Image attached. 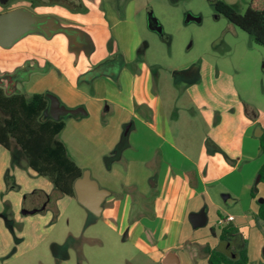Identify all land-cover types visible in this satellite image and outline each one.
I'll list each match as a JSON object with an SVG mask.
<instances>
[{"label": "rangeland", "instance_id": "374dc122", "mask_svg": "<svg viewBox=\"0 0 264 264\" xmlns=\"http://www.w3.org/2000/svg\"><path fill=\"white\" fill-rule=\"evenodd\" d=\"M1 2L0 14L18 8L36 17L47 14L60 27L74 28L84 37L83 46L71 48L70 40L62 33L48 39L30 33L8 49L17 57L44 66L49 56L69 76L75 74L78 85H84L80 80L96 67L120 62L128 71L118 83L121 92L100 81L107 91L100 95H108L135 116L149 119L153 110L147 105L158 92L167 114L177 119L173 124L177 142L197 148L207 141L212 149L210 154L222 159L225 169L237 156L239 130L232 123L221 121V108L225 117H231L228 111L234 106L230 104L247 98L257 112L264 111V48L214 10L217 2H223L243 13L251 0H8L3 5ZM148 13L161 26V35L147 28ZM187 13L198 16L200 22L185 23ZM47 66L51 68L50 64ZM82 71L85 73L80 74ZM179 71L184 72L173 79V73ZM190 80L194 83L189 84ZM36 85L21 81L18 92L27 98L33 92L53 94L44 91L43 84ZM83 119L63 118L68 121V127L57 137L61 141L68 135L69 152L77 160L84 159V155L95 158L103 145L100 127L93 121L87 120L91 122L85 123L79 132L69 124ZM100 124H105L104 117ZM259 124L264 125V118ZM121 140L125 144V138ZM120 145H115V150ZM220 145L228 151L225 153ZM263 161L264 156L258 153L253 162L257 170ZM85 170H91V177L99 187L105 188L92 169ZM243 172L251 176V167L245 166ZM253 178L254 183L258 171ZM240 182V179L232 182L238 195L242 189ZM131 192L124 190L126 197L112 212L109 203L115 201V195L107 197L101 216L96 217L80 206L75 197L61 194L47 177L33 172L13 140L9 150L0 145V264H161L160 254H148L141 242L139 247L135 245V234L127 235L126 214ZM225 194L228 193L217 196L223 207L230 210L233 205L225 203ZM249 197L250 194H241L240 203L245 210ZM207 216L204 227L192 230L190 226L184 234L209 231L212 235L217 224L210 214ZM166 227L169 236L161 244H173L179 227L177 224L172 227L171 223ZM263 231L264 222L254 220L253 226L242 232L244 237L238 234L232 240L234 247L245 245L248 264H262ZM188 245L177 251L181 264H209L203 257L204 247L193 245L196 253L191 257L186 249Z\"/></svg>", "mask_w": 264, "mask_h": 264}, {"label": "crops", "instance_id": "0c3cea01", "mask_svg": "<svg viewBox=\"0 0 264 264\" xmlns=\"http://www.w3.org/2000/svg\"><path fill=\"white\" fill-rule=\"evenodd\" d=\"M46 60L47 63L43 66L32 59L19 58L13 51L0 50V75H10L18 69H23L22 76L12 81H4L0 87L7 94H23L18 92L21 81H32L37 84L36 86L43 84V90L52 91L63 105L70 108L82 106L85 109L86 116L77 117L85 119L80 122L69 121V124L75 132H79L85 123L93 121L100 127L98 131L103 144L102 150L95 158L84 155V159L77 160L69 152L68 135H65L61 142L82 171L92 169L96 179L110 191V196L115 195V201L109 203L111 212L122 201L121 199L124 200L126 197L124 190H132V196L128 199L126 232L127 235L135 234V245L139 247L141 242L142 247L147 248L148 254H160V261L167 252L174 251L179 264L182 263V259L177 251L184 249L186 243L189 244L186 249L191 257H195L193 245H196L200 248L215 249L227 256L233 255L229 257L234 258L241 247H234L232 240L238 234L244 237V230L253 226V215L257 211L256 203L264 200V183H259L257 180L253 183V177L258 171L253 162L260 153L258 138L254 133L257 127L261 130L264 128V125L259 124L264 118V111L260 109V112H257L251 100L247 98L236 99V102L230 104L234 106V109L228 111L231 117H225L226 114L221 108L223 117L221 121H228L239 130L237 156L233 164L225 169V162L217 159L216 155L210 154L212 149L207 146V141H203L197 148L177 142L173 131V124L177 119H172L170 114H167L164 101L158 92H155L148 102L147 107L153 110V113L148 115L149 119L135 116L108 95H100L101 92L106 91L100 81L121 92L118 83L120 84L124 73L128 72L122 68V65L116 68L113 75L106 73L92 79L83 78L80 82L84 85H78L74 81L75 74L69 76L65 70L52 62L49 56ZM48 64L51 68L47 66ZM182 72L184 71L174 72L173 79H176L178 74H183ZM84 73L82 71L80 74ZM47 79L49 82L46 81ZM135 79L136 77L132 81L134 89ZM193 83L194 80H190L189 84ZM33 94L42 93L33 92L30 95ZM169 108L171 111L174 109L171 102ZM101 117L105 118V124H100ZM64 124V129L59 135L66 132L68 121H64ZM219 126L220 124L216 127ZM79 135L81 136L82 132ZM122 137L126 140L125 144L121 140ZM117 144L121 145L115 150ZM220 146L225 153L228 151L223 145ZM111 150H113L112 155H110ZM203 162L206 165L203 166ZM247 165L251 167V176L243 172ZM89 172L91 175V170ZM238 179L242 184L239 195L232 188V182ZM223 192L228 193L225 194L228 195L225 203L228 201L233 205L230 210L223 207L217 196L218 193ZM244 193L250 194L247 210L240 203L241 194ZM202 208L205 209L207 219V215L210 214L216 222L217 231H212V235L209 231L184 234L186 228L192 227L188 215ZM228 216L233 217V221L226 222L225 218ZM167 223H171L172 227L177 224L179 232L173 244L163 245L161 243L167 241L169 236ZM226 225L236 227L238 233L221 242L220 230ZM203 257L208 261L205 251Z\"/></svg>", "mask_w": 264, "mask_h": 264}, {"label": "trees", "instance_id": "16d2710c", "mask_svg": "<svg viewBox=\"0 0 264 264\" xmlns=\"http://www.w3.org/2000/svg\"><path fill=\"white\" fill-rule=\"evenodd\" d=\"M259 3L262 5L259 6ZM214 10L233 26L248 34L254 44L264 48V0H251L243 13L237 12L223 2H217ZM46 106L44 94H33L27 98L23 94H7L0 87V145L9 150L13 140L33 172L47 177L61 194L74 197L73 182L81 176L82 170L72 160L66 146L57 139L64 129V121L55 122L43 118ZM258 142L259 151L264 155V128ZM258 178L259 183H264V161L258 170ZM251 195L253 196L252 193ZM256 204L254 220L264 222V200L257 201ZM237 233L236 227L226 225L220 230L219 240L227 241L230 236ZM204 251L209 264L249 262L245 245L234 258L215 249L205 248Z\"/></svg>", "mask_w": 264, "mask_h": 264}, {"label": "water", "instance_id": "95a60500", "mask_svg": "<svg viewBox=\"0 0 264 264\" xmlns=\"http://www.w3.org/2000/svg\"><path fill=\"white\" fill-rule=\"evenodd\" d=\"M184 22L198 23L200 22V18L187 13L184 17ZM147 28L157 35L162 34L161 26L151 13L147 14ZM71 32L74 34L78 33L80 36V33L76 30L60 28L57 25V21L52 17H36L31 12L22 8L0 14V48L2 49L11 48L18 40L30 33H39L47 39L51 38L54 34L64 33L70 40L71 48L79 47L75 43V35L70 34ZM97 70L91 71L85 78L92 79L97 73ZM22 71L23 69H18L10 75H0V85L4 81H12L22 76ZM44 97L47 101V106L43 111V118L45 119L58 122L66 117L77 118L86 116V111L82 106L68 108L52 93H45ZM261 135L262 130L257 127L254 136L259 138ZM258 179L256 180L258 181ZM73 192L77 203L96 217L101 216L103 210L102 204L110 196L108 190L99 187L97 181L91 178L88 170L83 171L81 176L73 182ZM227 197L228 195H223L224 199H227ZM188 220L193 229L204 227L207 223L205 209L202 208L198 212L190 213ZM161 264H179L175 252H167L161 259Z\"/></svg>", "mask_w": 264, "mask_h": 264}, {"label": "flooded vegetation", "instance_id": "af4514ba", "mask_svg": "<svg viewBox=\"0 0 264 264\" xmlns=\"http://www.w3.org/2000/svg\"><path fill=\"white\" fill-rule=\"evenodd\" d=\"M4 4L5 3H7L8 2V0H1ZM69 2V1H68ZM43 16H48V15H42V17ZM58 25V24H57ZM59 26V25H58ZM60 27V26H59ZM60 28H62V29H72V30H76V29H74V28H67V27H65V28H63V27H60ZM77 31V30H76ZM79 32V31H78ZM80 33V32H79ZM62 34H64V33H62ZM70 34H72V35H75V38H76V41H75V43L76 44H78L79 46H83L84 45V37H83V35L80 33V36L78 35V33H76V34H74L73 32H71ZM65 35V34H64ZM67 36V35H66ZM69 39V38H68ZM119 65H121L120 64V62H118V61H116V62H110V63H105V64H102V65H100V66H98V67H96L95 69H98L97 70V73L95 74V76L94 77H96L97 75H99V74H110V75H113V74H115V70H116V68L119 66ZM94 69V70H95ZM93 77V78H94Z\"/></svg>", "mask_w": 264, "mask_h": 264}, {"label": "built area", "instance_id": "2783aa9c", "mask_svg": "<svg viewBox=\"0 0 264 264\" xmlns=\"http://www.w3.org/2000/svg\"><path fill=\"white\" fill-rule=\"evenodd\" d=\"M225 221L226 222H231V221H233V217L228 216V217L225 218ZM221 222H223V221H221Z\"/></svg>", "mask_w": 264, "mask_h": 264}]
</instances>
